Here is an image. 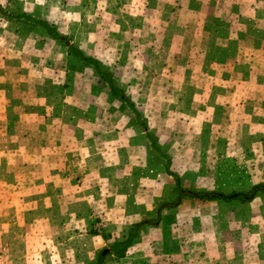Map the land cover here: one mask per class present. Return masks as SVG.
Masks as SVG:
<instances>
[{
    "label": "rangeland",
    "instance_id": "374dc122",
    "mask_svg": "<svg viewBox=\"0 0 264 264\" xmlns=\"http://www.w3.org/2000/svg\"><path fill=\"white\" fill-rule=\"evenodd\" d=\"M0 6V264H264V0Z\"/></svg>",
    "mask_w": 264,
    "mask_h": 264
},
{
    "label": "trees",
    "instance_id": "16d2710c",
    "mask_svg": "<svg viewBox=\"0 0 264 264\" xmlns=\"http://www.w3.org/2000/svg\"><path fill=\"white\" fill-rule=\"evenodd\" d=\"M2 7L0 6V12L2 13ZM8 17L15 19V20H20L23 21L25 23H32L35 25H40L42 26L47 33H49L50 35H52L55 38H62L60 33L57 32V30L47 21L36 18L32 15H29L25 12L22 13H18L16 15H9L7 14ZM72 52L78 56L80 59H82L83 61H85L86 63L92 64L94 66V68L96 69V71L101 74L102 76H104L105 80L107 81V83L110 86L111 92L113 94L116 95H122L123 91L121 89H118L114 86L113 81H112V77L110 75V73L108 71H106L105 69H103L98 60L95 59L94 57L91 56H87L85 55L82 51H80L79 49H73L72 48ZM126 99V98H125ZM130 109L134 112L137 120L142 123V125L144 127H146V124L144 123V121H142L141 117H140V112L138 111V109L135 107V105L133 104L132 101L127 100ZM148 136L150 137V134L148 133ZM151 139V137H150ZM152 145L155 146V148L157 149L154 140H152ZM158 150V149H157ZM163 156L166 158V170L167 172L172 175L175 179V187L173 189V192L175 194H177L176 197V201L173 203H163L162 205H160L157 209V214L158 216L161 215L162 210L164 209V207H168V206H172L174 204H177L181 198L187 196V197H191V198H199V199H204V200H225V201H230L231 199L234 198H241L242 194H248L249 193V197L242 199V200H251L255 197L256 193L262 189V185H256L254 186L249 192L247 193H242V192H232V193H224L221 191H198V190H190V189H184L181 186L180 183V178L177 174L173 173L172 171H170L169 169V162H170V158L169 156L163 154ZM146 223L144 221H140V222H136L134 224L131 225V227L129 228L127 235L125 236L124 239L116 241L113 244V250L116 251V254L118 256H123L125 251L130 247V245H132V243L134 242V240L138 237L139 235V231L140 229L145 225ZM95 264H102V258L99 257V259L97 260V262Z\"/></svg>",
    "mask_w": 264,
    "mask_h": 264
},
{
    "label": "crops",
    "instance_id": "0c3cea01",
    "mask_svg": "<svg viewBox=\"0 0 264 264\" xmlns=\"http://www.w3.org/2000/svg\"><path fill=\"white\" fill-rule=\"evenodd\" d=\"M11 126H12V124H10ZM4 124L2 125L1 123H0V131H3V129H4ZM8 127V125H6V128ZM3 141H0V144L2 143Z\"/></svg>",
    "mask_w": 264,
    "mask_h": 264
},
{
    "label": "water",
    "instance_id": "95a60500",
    "mask_svg": "<svg viewBox=\"0 0 264 264\" xmlns=\"http://www.w3.org/2000/svg\"><path fill=\"white\" fill-rule=\"evenodd\" d=\"M68 45L70 44L68 41L66 42ZM105 252H107V251H104L103 253H105Z\"/></svg>",
    "mask_w": 264,
    "mask_h": 264
}]
</instances>
